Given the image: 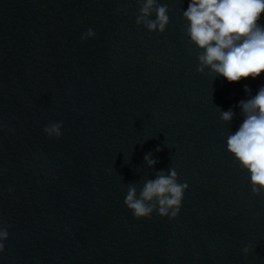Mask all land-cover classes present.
Masks as SVG:
<instances>
[{
    "label": "water",
    "instance_id": "obj_1",
    "mask_svg": "<svg viewBox=\"0 0 264 264\" xmlns=\"http://www.w3.org/2000/svg\"><path fill=\"white\" fill-rule=\"evenodd\" d=\"M159 2L169 7L163 34L136 23L138 0H0V119L122 264H264V195L227 150L250 98L245 85L255 95L264 76L201 74L185 34L188 0ZM90 28L96 37L82 39ZM57 122L62 137H48ZM170 168L189 185L180 215L137 220L124 203L128 186Z\"/></svg>",
    "mask_w": 264,
    "mask_h": 264
},
{
    "label": "clouds",
    "instance_id": "obj_2",
    "mask_svg": "<svg viewBox=\"0 0 264 264\" xmlns=\"http://www.w3.org/2000/svg\"><path fill=\"white\" fill-rule=\"evenodd\" d=\"M140 15L136 23L150 32L165 33L169 24V7L159 0H138ZM154 17V18H153ZM186 21L185 34L189 42L199 49L198 71L206 70L229 83L259 79L264 76V0H188L183 11ZM93 29L82 39L95 38ZM250 98L241 101L243 119L235 132L227 136V150L241 170L250 178L252 191L264 195V86L255 95L245 85ZM221 118L231 124L235 118L233 110L221 111ZM63 123H52L44 128L50 138L62 137ZM160 151V149H157ZM148 167L154 168L156 160L152 154L145 156ZM187 182L180 183L175 168L159 171L154 179H147L138 190L128 186L125 205L137 220L149 219L154 214L175 220L181 212ZM9 239L6 227H0V254L5 252V241ZM251 245L243 252L247 255Z\"/></svg>",
    "mask_w": 264,
    "mask_h": 264
}]
</instances>
